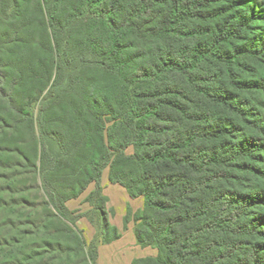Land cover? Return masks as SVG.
<instances>
[{
    "label": "trees",
    "instance_id": "obj_1",
    "mask_svg": "<svg viewBox=\"0 0 264 264\" xmlns=\"http://www.w3.org/2000/svg\"><path fill=\"white\" fill-rule=\"evenodd\" d=\"M105 168L131 264H264V0H0V264H98Z\"/></svg>",
    "mask_w": 264,
    "mask_h": 264
},
{
    "label": "rangeland",
    "instance_id": "obj_2",
    "mask_svg": "<svg viewBox=\"0 0 264 264\" xmlns=\"http://www.w3.org/2000/svg\"><path fill=\"white\" fill-rule=\"evenodd\" d=\"M102 186H103V189L105 190V193L110 198L111 207L114 211L110 217L111 221L113 219L115 221V225H116V222L121 224V225L122 224L124 225V218H125V215L127 213L128 206H130L132 208V206H131L132 204L136 205L138 203L137 199H139V197L138 198H132L124 187H122L119 184H114V183L110 182L109 168H105V170L103 171ZM143 200H144V198H143ZM38 201L40 202V198ZM79 205H81V204H79ZM87 207H88V205L84 208L85 212L87 210ZM87 211H89V210H87ZM120 231L123 234L122 237L123 236L124 237H123L122 242H119L117 245L123 246L122 251L116 252L115 248H113V246H111L109 248V250H110L109 256L110 257L106 256L109 258V260H105V258L102 257V254H101L100 258L98 259V264H128V262L130 260H134L135 258H137L140 254H142L143 251L145 254L146 250H148V252L151 250H153V251L157 250L156 247H153V246L143 247L140 244H139L140 248L135 249L132 246V241H131L132 237H133L132 235H134V234H132V233H134L133 230L129 229V227H127V228L124 227V231H122L121 229H120ZM85 235H86V233H85ZM113 260H115V261L118 260V262H115Z\"/></svg>",
    "mask_w": 264,
    "mask_h": 264
},
{
    "label": "crops",
    "instance_id": "obj_3",
    "mask_svg": "<svg viewBox=\"0 0 264 264\" xmlns=\"http://www.w3.org/2000/svg\"><path fill=\"white\" fill-rule=\"evenodd\" d=\"M95 188V186H94V184H92L90 187H89V189L87 190V191H85L79 198H77V199H72V200H69L68 202H67V205H68V207L71 209V210H79L80 212H85V207L88 205V207H87V210H90L91 209V205L88 203V202H85V198L87 197V195L90 193V191L92 190V189H94ZM127 191V190H126ZM104 193H105V190H104ZM106 194V193H105ZM107 195V194H106ZM108 196V195H107ZM109 197V196H108ZM138 200V203L136 204V205H131L132 206V209L134 210V211H136V210H138V209H140V208H143V206H144V200H143V198L142 197H139V199H137ZM79 204H81V205H79ZM108 207L109 208H112L111 207V201H110V198H109V202H108ZM86 210V211H87ZM125 215V214H124ZM114 225H115V221L112 219V221H111ZM77 224L80 226V228L81 229H83L84 230V233H86V238H87V240H88V242H90V241H92L96 236H97V232H98V229H97V227L93 224V223H91L90 222V220L87 218V217H83V218H80L79 220H78V222H77ZM118 225V226H117ZM116 226L118 227V228H120L122 231H124V225L122 224H119V223H117L116 222ZM128 227H129V229H132L133 230V232L134 233H132V234H134V235H132L133 237H132V246L135 248V249H139L140 247V245L138 244V242H137V239H136V236H135V231H134V228H135V225H134V222H130L129 224H128ZM123 235V234H122ZM124 237V236H123ZM123 237L121 236L119 239H117V240H115V241H113V242H111V243H108V244H100L99 245V257H98V259L100 258V256H101V254H102V257H104L105 258V260H109V258L108 257H106V256H109V248L111 247V246H113V248H115V251L116 252H119V251H122V248H123V246L122 245H117L119 242H122V240H123ZM126 254V253H125ZM157 254V250L155 251H153V250H151V251H149L148 252V250H146L145 251V254H144V251L142 252V254H140L137 258H139V257H145V256H149V255H156ZM110 257V256H109ZM113 261H115V260H113ZM120 261V260H119ZM132 261L133 260H130L129 262H128V264H131L132 263ZM115 262H118V260L117 261H115ZM120 263V262H119Z\"/></svg>",
    "mask_w": 264,
    "mask_h": 264
}]
</instances>
